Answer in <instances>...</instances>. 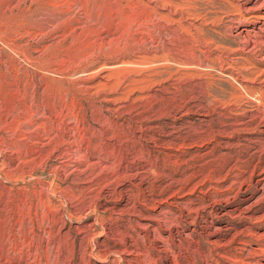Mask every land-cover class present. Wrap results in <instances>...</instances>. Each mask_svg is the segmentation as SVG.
<instances>
[{
  "label": "rangeland",
  "instance_id": "1",
  "mask_svg": "<svg viewBox=\"0 0 264 264\" xmlns=\"http://www.w3.org/2000/svg\"><path fill=\"white\" fill-rule=\"evenodd\" d=\"M254 2L0 0V264H264Z\"/></svg>",
  "mask_w": 264,
  "mask_h": 264
},
{
  "label": "bare ground",
  "instance_id": "2",
  "mask_svg": "<svg viewBox=\"0 0 264 264\" xmlns=\"http://www.w3.org/2000/svg\"><path fill=\"white\" fill-rule=\"evenodd\" d=\"M254 1V4L251 6L247 13H240V24L243 27L242 29H240L239 33L247 32V30H253L257 35H261L262 33H264V0ZM225 2L226 4H224L227 7L231 3V0H225ZM246 23H252L251 29L245 26ZM257 28L259 30H257Z\"/></svg>",
  "mask_w": 264,
  "mask_h": 264
}]
</instances>
